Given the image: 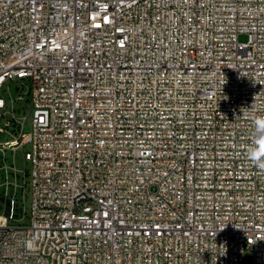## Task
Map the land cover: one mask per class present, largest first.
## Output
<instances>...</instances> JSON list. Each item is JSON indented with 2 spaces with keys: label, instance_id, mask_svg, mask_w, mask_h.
<instances>
[{
  "label": "built area",
  "instance_id": "2783aa9c",
  "mask_svg": "<svg viewBox=\"0 0 264 264\" xmlns=\"http://www.w3.org/2000/svg\"><path fill=\"white\" fill-rule=\"evenodd\" d=\"M257 117L264 0H0V264H264Z\"/></svg>",
  "mask_w": 264,
  "mask_h": 264
},
{
  "label": "rangeland",
  "instance_id": "374dc122",
  "mask_svg": "<svg viewBox=\"0 0 264 264\" xmlns=\"http://www.w3.org/2000/svg\"><path fill=\"white\" fill-rule=\"evenodd\" d=\"M18 88H21V81H13L12 83H10L9 85L6 84L3 88L4 90V95L6 96L7 100H9V92L12 93L13 96H17L19 93ZM33 108H31V110L29 111L28 108H25L23 115H26V123H25V132H29L30 131V114ZM30 149V144H26L24 147V150H18L17 154L15 155V161L16 164L18 166V168H20L23 172L24 169H27V171L30 172L31 169V165L28 161H26L24 159V152ZM10 159H13L12 155L10 154ZM22 177L20 179V183L23 184V173H21ZM30 178H27V181H29ZM22 190L20 188V197H22ZM24 201H25V209L27 211V214L29 215L30 213V209H31V201H32V191L30 188V184L27 182V186L25 187V191H24ZM28 215H26V217H24L23 221L24 223H28L29 222V218Z\"/></svg>",
  "mask_w": 264,
  "mask_h": 264
},
{
  "label": "clouds",
  "instance_id": "9594fccd",
  "mask_svg": "<svg viewBox=\"0 0 264 264\" xmlns=\"http://www.w3.org/2000/svg\"><path fill=\"white\" fill-rule=\"evenodd\" d=\"M247 159L257 168L264 170V117L254 120V133L247 148Z\"/></svg>",
  "mask_w": 264,
  "mask_h": 264
}]
</instances>
